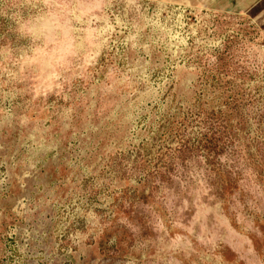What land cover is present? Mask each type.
Here are the masks:
<instances>
[{"label": "rangeland", "instance_id": "rangeland-1", "mask_svg": "<svg viewBox=\"0 0 264 264\" xmlns=\"http://www.w3.org/2000/svg\"><path fill=\"white\" fill-rule=\"evenodd\" d=\"M0 0V264H264V35L182 0Z\"/></svg>", "mask_w": 264, "mask_h": 264}, {"label": "crops", "instance_id": "crops-1", "mask_svg": "<svg viewBox=\"0 0 264 264\" xmlns=\"http://www.w3.org/2000/svg\"><path fill=\"white\" fill-rule=\"evenodd\" d=\"M192 4L201 5L216 12L235 16H250L259 24L261 32L264 35V0H182ZM102 8V2L94 1L89 6L91 10H99Z\"/></svg>", "mask_w": 264, "mask_h": 264}]
</instances>
